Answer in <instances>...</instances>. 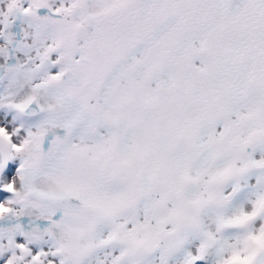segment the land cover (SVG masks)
Segmentation results:
<instances>
[{"label":"snow or ice","instance_id":"snow-or-ice-1","mask_svg":"<svg viewBox=\"0 0 264 264\" xmlns=\"http://www.w3.org/2000/svg\"><path fill=\"white\" fill-rule=\"evenodd\" d=\"M0 264H264V0H0Z\"/></svg>","mask_w":264,"mask_h":264}]
</instances>
